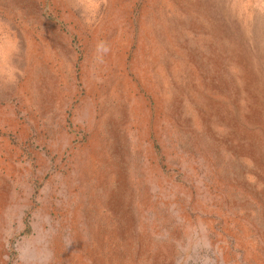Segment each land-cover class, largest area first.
Listing matches in <instances>:
<instances>
[{"label":"rangeland","instance_id":"374dc122","mask_svg":"<svg viewBox=\"0 0 264 264\" xmlns=\"http://www.w3.org/2000/svg\"><path fill=\"white\" fill-rule=\"evenodd\" d=\"M0 264H264V0H0Z\"/></svg>","mask_w":264,"mask_h":264}]
</instances>
